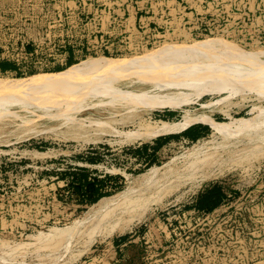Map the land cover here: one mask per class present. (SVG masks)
<instances>
[{
	"label": "rangeland",
	"instance_id": "374dc122",
	"mask_svg": "<svg viewBox=\"0 0 264 264\" xmlns=\"http://www.w3.org/2000/svg\"><path fill=\"white\" fill-rule=\"evenodd\" d=\"M218 40L262 50L264 60V0H0V79L62 73L103 56L126 63L168 44ZM185 55L211 65L216 57L212 66L222 62L236 82L219 93L183 72L188 84L160 79L156 87L157 79L128 71L113 80L119 94L61 102L78 108L70 112L54 106L56 94L47 96L55 102L39 96L42 107L37 95L0 97V114L10 111L0 115V264H264V141L235 122L264 120V92L243 75L262 74L264 65L232 56L230 67L227 53ZM168 95L179 105L160 103ZM188 114L195 120L175 131L129 135L181 124ZM204 117L227 125L224 132ZM206 156L212 169L175 181Z\"/></svg>",
	"mask_w": 264,
	"mask_h": 264
},
{
	"label": "bare ground",
	"instance_id": "6f19581e",
	"mask_svg": "<svg viewBox=\"0 0 264 264\" xmlns=\"http://www.w3.org/2000/svg\"><path fill=\"white\" fill-rule=\"evenodd\" d=\"M178 44V43H177ZM262 52L260 51H257V53H251V52H247V51H244V49L238 47L237 45H233L229 42H226V41H200V42H196L192 45H187V44H180V45H176V44H168L164 49H162L161 51H159L158 53L154 54L153 56H151L150 58L148 59H134V60H131V61H127L126 63H123V62H120V61H116V60H113L112 58L109 59L107 57H101L99 59H95V58H90V59H87L86 61H83L81 64H77V65H73L71 66L68 70L62 72V73H56V74H45V75H39V76H35V77H29V78H3V79H0V97L2 99V97L4 96H9V97H16V96H19V94H23V96H32V97H35L36 95V99L37 101L34 102V98H31L33 99L32 101L34 103H36V106H40V104L38 105V100H39V96L40 97H47V96H52L54 95L55 97V94L56 96L59 98L61 96V100L59 101L58 99V105H54V106H57L59 109L61 110H65L63 108H61V104L64 102H67V103H71V102H75L76 100H84L85 98L89 97V96H98V95H101L103 96L102 94H106L108 92H118L119 94V91L118 90H121L120 88H118L117 86H115L113 83V80L116 81L118 79H121V74H123L124 76V73L128 72V71H142L143 73H146L148 76V78H150L151 80H154V79H157L158 82L155 83L156 87H158L157 85L160 84L159 80L160 79H164L167 82H172L171 85L174 86V84L178 83L179 85L180 84H188L185 80H187V78L181 76V73L183 72H190V74L192 73V79H189V82L191 84H196L198 81H201V82H204L206 85L209 84V86H212V87H218L220 88L218 91L219 93L222 92L221 90H225V87L228 85V84H232L235 81L234 77H233V74H230L229 72H226V71H223L222 69H220V65L222 64V60H220L221 64L217 67L215 64V66H212L213 65V62L216 63V61L214 60H217V58L215 57L214 60L212 61V65H211V61H210V64H207V62H203L202 61V58H199V57H196V59L194 58L193 56V61L194 62H188V60H192L191 58H187L188 60H185L186 58V55L183 57L182 55L184 53H188L190 54H199L200 57H203L205 58V56H213V55H216L217 53H227L229 54L228 56H226L225 60L227 61V63H230V67L233 65V67L235 66L236 61H234L233 57H240L241 59H245L246 57L249 58L251 60V62L255 65L258 64V63H262L264 65V60L261 56H259V54ZM190 54V56H191ZM237 55V56H236ZM262 55V54H260ZM168 56V57H167ZM189 55L187 57H190ZM197 56V55H195ZM233 56V57H232ZM192 57V56H191ZM220 57V56H219ZM227 58H232V62H235V64H232L231 63V60L230 59H227ZM116 59V58H115ZM126 59V58H125ZM212 60V58H210ZM236 59V60H237ZM248 59V60H249ZM129 60V58H128ZM205 60V59H204ZM208 58L205 60L207 61ZM239 60V59H238ZM184 61H187V62H184ZM209 61V60H208ZM218 61V60H217ZM224 61V60H223ZM225 61V62H226ZM185 64H184V63ZM224 62V63H225ZM241 62V61H240ZM239 62V64H240ZM242 62H247L246 60L242 61ZM218 63V62H217ZM216 63V64H217ZM223 63V64H224ZM249 63V62H248ZM219 64V63H218ZM226 65V64H225ZM252 65V64H250ZM229 66V65H228ZM223 67V65H222ZM226 67V66H225ZM242 67H245L244 65L242 66L241 65V68ZM238 69L240 68L239 66L237 67ZM253 68V67H252ZM252 68L249 70H252ZM258 68V67H257ZM260 68L261 65H260ZM259 68V69H260ZM264 68V67H263ZM231 69V68H230ZM236 69V67H235ZM244 69V68H243ZM246 70V69H245ZM256 70V68L254 69ZM258 70V69H257ZM263 70V69H262ZM233 71V70H232ZM264 71V70H263ZM125 73V74H126ZM137 73V72H136ZM141 73V72H140ZM180 73V75L178 76V74ZM232 73H235V72H232ZM189 74V73H188ZM238 74V73H237ZM240 74V73H239ZM116 75H118L119 77L116 78ZM129 75V74H128ZM145 75V74H144ZM143 75V76H144ZM242 75V74H241ZM245 76V80H250L252 81V83H254L258 89H260V91H258L259 93L262 91L264 92V73L262 74H250V73H247V74H243ZM242 75V76H243ZM142 76V75H141ZM181 76V77H180ZM186 76V75H185ZM189 76V75H188ZM238 76V75H237ZM235 76V77H237ZM132 77V76H130ZM202 77V78H201ZM239 77V76H238ZM254 80H251L252 78ZM129 78V77H128ZM189 78V77H188ZM251 78V79H250ZM122 79H125L122 78ZM145 79V78H144ZM167 79V80H166ZM171 79V80H170ZM178 80L176 83L174 80ZM244 79L242 80L243 82H246L244 81ZM134 80V79H132ZM156 80V81H157ZM169 80V81H168ZM136 81V79L134 80ZM141 81H143L141 79ZM145 81H147V79H145ZM164 81V83H165ZM140 82V81H139ZM149 82V81H148ZM151 82V81H150ZM155 82V80L153 81ZM182 82V83H181ZM170 84V83H169ZM204 84V85H205ZM151 85H154V83H151ZM167 85V84H166ZM233 85V84H232ZM160 86H164V85H160ZM169 86V85H168ZM249 86V85H248ZM166 87V86H165ZM179 87V86H177ZM187 87V86H186ZM162 88V87H160ZM159 88V89H160ZM169 88V87H168ZM176 88V87H175ZM180 88V87H179ZM192 88V87H190ZM207 88V86H206ZM250 88V87H249ZM164 89V88H162ZM189 89V88H188ZM199 90H201L200 88H198ZM204 89V88H202ZM215 88H213L214 90ZM193 90V89H191ZM195 90V89H194ZM197 90V88H196ZM247 90V89H246ZM123 91V90H122ZM120 91V92H122ZM127 91V90H126ZM231 91V90H230ZM233 91V90H232ZM244 91V90H243ZM252 91V90H251ZM257 91V90H256ZM255 91V92H256ZM125 92V91H124ZM122 92V93H124ZM132 92V91H131ZM182 92V91H181ZM229 92V90L227 91ZM180 93V91L178 92ZM177 93V94H178ZM184 93V92H182ZM179 94L180 95H182ZM188 93V92H187ZM218 93V92H217ZM59 94V96L57 95ZM117 94V93H116ZM142 94H144V91L143 93H141V95L139 94V97H144L146 94H144L142 96ZM152 94V93H150ZM196 94V93H195ZM235 94V92L233 93ZM236 94H238L236 92ZM257 95H259L258 93H256ZM261 94V93H260ZM263 94V93H262ZM262 94L260 96H262ZM107 95V94H106ZM105 95V96H106ZM110 95V94H109ZM113 94H111L110 96L113 98L112 96ZM124 96V94H121ZM128 95V93H127ZM132 95V94H131ZM138 95V94H137ZM166 95V94H165ZM174 95V94H173ZM185 95V94H184ZM182 95V100L184 99V97H186V95L184 96ZM264 95V94H263ZM50 96V98H52ZM108 96V97H110ZM117 97L119 95H116ZM116 96H114L116 99ZM155 95H152L149 96V99L150 97L153 99ZM157 96V94H156ZM162 96V94H161ZM175 96V95H174ZM189 96V93L188 95ZM199 96V95H198ZM201 96V95H200ZM43 97V98H44ZM119 97H122V96H119ZM125 97L127 98V96L125 95ZM125 97L124 99L122 98V101L124 100L125 101ZM134 97V95H133ZM164 97V96H162ZM177 96H175L174 98H176ZM23 98V97H22ZM20 97V99H22ZM27 98V97H26ZM29 98V99H30ZM43 98H40L41 99V102L42 101H46V98L45 100ZM48 98V97H47ZM48 98V99H50ZM130 98V97H129ZM138 98V96H137ZM136 98V99H137ZM145 98V97H144ZM148 99V97H146ZM156 98V97H155ZM158 99H156L157 101L159 100V97H157ZM172 98V97H169L168 95V98L166 96V98H162V101H160V103H163V105L167 104V103H171L173 104L174 106H177L179 105L178 103L180 102H177L175 101V99ZM181 98V97H179ZM187 98V97H186ZM0 99V100H1ZM8 100H10L9 98H6ZM18 98L17 101L20 100ZM28 99V98H27ZM28 99V101H30ZM43 99V100H42ZM57 99V98H55ZM55 99L54 101L53 98H52V102H55ZM143 99V98H142ZM146 99V100H147ZM148 99V100H149ZM152 99H150V101L148 102H151ZM178 99V97L176 98V100ZM192 99V98H191ZM5 100V99H4ZM7 100V101H8ZM16 100H13V101H16ZM23 100H26V99H23ZM113 100V99H111ZM110 100V101H111ZM121 100V98H120ZM132 100V99H130ZM141 100V99H140ZM145 100V99H144ZM145 100V101H146ZM155 100V101H156ZM161 100V99H160ZM196 100V99H195ZM226 100H228V98L226 97ZM6 101V102H7ZM27 101V100H26ZM27 101V103H28ZM31 101V102H32ZM48 101V100H47ZM118 101V100H117ZM129 102V99L127 100ZM154 101V102H155ZM185 101V99L183 100ZM187 101V99H186ZM222 101V100H221ZM225 101V100H224ZM1 102V101H0ZM5 102V103H6ZM10 102V101H9ZM12 102V101H11ZM21 102V100H20ZM23 102V101H22ZM21 102V103H22ZM25 102V101H24ZM32 102V103H33ZM39 102V103H41ZM50 102V101H49ZM48 102V103H49ZM50 102V104L52 103ZM62 102V103H61ZM79 102V101H77ZM84 102V101H83ZM104 102V101H103ZM131 102V101H130ZM129 102V104H130ZM135 101H133L134 103ZM138 102V100L136 101ZM189 102V101H187ZM191 102V101H190ZM195 102V101H194ZM219 102V101H218ZM223 102V101H222ZM4 103V101H2V104ZM16 103V102H14ZM19 102H17L18 104ZM26 103V102H25ZM24 103V104H25ZM31 103V104H32ZM33 103V104H34ZM47 103V102H46ZM60 103V104H59ZM76 103V102H75ZM99 103V102H98ZM102 103V101L100 102ZM99 103V104H100ZM105 103V102H104ZM140 104V101L138 102ZM144 103V102H143ZM142 103V104H143ZM147 103V101H146ZM1 104V105H2ZM29 103V105H31ZM50 104L48 105L49 108H50ZM54 104V103H52ZM51 104V105H52ZM79 104V103H78ZM81 104V102H80ZM97 105V103H94ZM92 104V105H94ZM98 104V105H99ZM105 104H109V105H114L113 102L112 103H105ZM136 104V103H135ZM133 104V105H135ZM138 104V105H139ZM148 104V103H147ZM152 104L153 101H152ZM183 104V103H181ZM180 104V105H181ZM185 104V103H184ZM187 104V103H186ZM13 105V104H12ZM107 105V106H109ZM111 105V106H112ZM121 105V104H120ZM146 105V104H145ZM157 105V104H155ZM5 106V105H3ZM2 106V107H3ZM7 106V105H6ZM9 106H11L9 104ZM28 106V105H27ZM35 106V104L33 105ZM53 106V105H52ZM88 106V105H87ZM95 106V105H94ZM93 106V107H94ZM104 106V104H103ZM137 106V105H136ZM141 106H144V105H141ZM160 106V105H158ZM42 107V105L40 106ZM56 107V108H57ZM72 107V105H71ZM74 107H76V105H74ZM92 107V108H93ZM114 107V106H113ZM155 107V106H154ZM180 107V106H179ZM4 108V107H3ZM48 108V107H47ZM46 107H44V110L47 109ZM48 108V109H49ZM52 108V107H51ZM54 108V107H53ZM150 108V107H149ZM37 109V108H36ZM41 109V108H40ZM58 109V110H59ZM76 108L74 109H70L71 110H75ZM80 109V108H79ZM132 109V108H131ZM151 109V108H150ZM24 110H26L24 108ZM33 110V109H32ZM35 110V109H34ZM38 110V109H37ZM51 110V109H50ZM78 110V108L76 109ZM134 110V109H133ZM6 111V110H5ZM9 110H7V113H8ZM47 111V110H46ZM49 111V110H48ZM65 111H69V110H65ZM64 111V114L66 113ZM69 111V112H70ZM128 111V109H127ZM29 112V110H28ZM30 112H32L30 110ZM63 112V111H62ZM60 112V113H62ZM0 113H2V111H0ZM7 113H3L5 116ZM33 113V112H32ZM36 113V112H35ZM45 113V112H44ZM58 113V112H57ZM124 113V112H123ZM3 114H0L1 117ZM15 114V112L13 113V115ZM50 114V113H48ZM53 114H56V113H53ZM59 114V113H58ZM58 114L56 116H58ZM260 114V113H259ZM3 115V116H4ZM7 115H10V111H9V114ZM35 115V114H34ZM39 115V114H38ZM37 115V116H38ZM42 115V114H41ZM62 115V114H59V116ZM42 116H46V114L42 115ZM50 117L53 116L52 114L49 115ZM48 116V117H49ZM55 116V118H56ZM58 118H62L61 116ZM68 116V115H67ZM71 116V115H70ZM69 116V117H70ZM113 116V115H112ZM258 116V115H257ZM262 116V115H261ZM260 116V117H261ZM264 116V115H263ZM19 117L18 114H16V118ZM21 117V116H20ZM259 117V118H260ZM57 118V119H58ZM65 118V117H64ZM68 118V117H67ZM66 118V119H67ZM72 118L74 119V117L72 116ZM256 118V117H255ZM254 118V119H255ZM257 118V119H259ZM9 119V118H8ZM70 119V118H69ZM83 119V118H81ZM253 119V118H252ZM247 120V119H237L235 122L236 123H239V124H244L245 128H250V129H253V133L255 134V137L254 138H257V139H260L262 140L263 138V141H264V120L262 121L261 120V123L260 120L257 124V122H254L253 124V121H255L254 119L253 120ZM78 120V119H77ZM184 122L181 123V124H178V123H170V122H163L161 123L160 125H156V126H148L146 127L145 130L143 131H138V132H135V133H132L129 135L132 136V137H136V138H143V139H147V138H150L152 136H156V135H160V134H166V133H169V132H172V131H175L177 130L178 128H182V127H185L187 124H189L190 122L194 121L195 120V116H192V115H185L184 117ZM204 121H210L212 123V126L215 127L216 129H221L223 127L226 128L227 125H222L221 123H218V122H215V121H212L210 119V117H204L203 118ZM23 121V120H21ZM95 121H93L94 123ZM98 122V121H97ZM24 124V122H22ZM27 123V122H26ZM25 123V124H26ZM32 123V122H31ZM101 123V122H100ZM99 123V124H100ZM230 123V122H229ZM231 123H234L233 121ZM256 123V124H255ZM22 124V125H23ZM18 125V123H17ZM238 125V124H237ZM240 125V126H241ZM21 126V125H19ZM18 126V127H19ZM106 126V125H105ZM230 126V124H229ZM228 128V127H227ZM34 131V130H33ZM45 131V130H44ZM228 130L225 129V132H227ZM233 131V130H232ZM251 131V130H250ZM28 132V131H27ZM40 132V130H39ZM220 132H224V129ZM247 132V131H246ZM21 135V134H20ZM252 137V136H251ZM253 138V137H252ZM251 138V140H252ZM256 139V140H257ZM255 140V141H256ZM209 157V156H208ZM207 156L205 158H202V159H199V160H194V161H191L189 164H186L180 172L178 173H173L174 174V178H175V181L178 182V183H184L185 181H188L190 178H187V177H191L193 175H195L197 173V171L201 172V169L204 170V168L207 169V167H209L208 169H212L211 168V163L209 164V162H211ZM216 157V156H215ZM213 158V157H212ZM213 165V164H212ZM207 169V170H208ZM178 171V170H177ZM215 175V172H213L212 170V175H210L211 177ZM108 199H103L100 203V206H103L105 207V205L108 203L107 201ZM108 207V206H106ZM105 207V208H106ZM118 219V218H117ZM121 219H118L116 220V218L114 220H108L106 222H112V221H115V222H119ZM120 229V228H118ZM113 231V230H112ZM68 243V242H67ZM68 249V248H67ZM67 251V250H66Z\"/></svg>",
	"mask_w": 264,
	"mask_h": 264
}]
</instances>
